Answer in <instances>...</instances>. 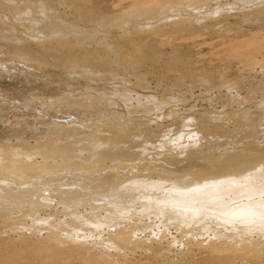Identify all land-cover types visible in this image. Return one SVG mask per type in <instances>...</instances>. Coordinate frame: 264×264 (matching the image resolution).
Segmentation results:
<instances>
[{
	"label": "bare ground",
	"instance_id": "6f19581e",
	"mask_svg": "<svg viewBox=\"0 0 264 264\" xmlns=\"http://www.w3.org/2000/svg\"><path fill=\"white\" fill-rule=\"evenodd\" d=\"M110 1L114 2L113 8L116 9V12H119V10L121 11L117 13L118 15L115 11L102 14V12H104L103 9L105 8H99L102 7L100 2L106 4ZM220 1L221 0H193L192 3H187V0H179V2L178 0H0V69L6 68L8 71L10 70L11 73L22 71L21 73H23V75L20 77L26 78L33 83L36 82V78L39 75L45 72L48 81L51 82L52 80L56 82L54 85L56 87L53 86L52 88H55L58 92L57 96H53L51 103L45 105L46 107H55L58 105L59 101L64 99V97H70L71 100L68 102L70 105L74 104V106L81 105L93 108L99 101H106L109 103L110 101L113 102V99H118V101L125 107L127 113L131 112V102H133L136 107H140L141 111L145 113L153 111L154 109L157 111V109L164 103L167 102L169 104V99L163 97L157 101L155 100L156 97L154 98L153 95H151L153 98L147 96V94L146 96L143 95L145 97H142V95H136L137 92L134 90L147 88L144 83L145 79L142 77L146 74L141 76L138 74L139 72L134 73L133 69L135 70L136 67L133 65L141 64L143 61L149 62L150 59H153L155 62L158 61L156 59H160V61L163 59V61H165L170 67L173 66L172 68L175 70L177 68L188 69V66L191 67L192 65V59H183L184 53L182 50L179 52L182 42H180V45L177 43L178 45L176 46L173 44H171V46L169 45V47H172L173 45L174 49L170 54L167 52V54H165L163 48L166 47L168 42L165 39H161V37L169 36L168 38L172 39V37H170L171 35H180L181 38L182 36L187 38L188 36L185 35L192 34L193 37L195 33L197 34L199 32H204L211 36L216 32L215 26L221 24L218 22L220 15H224L222 21L220 19V21L223 22L225 20L224 17L229 14L232 9L241 10L242 18H240L241 20L243 19L242 21L246 20L248 23L247 25L251 23L250 25L254 26L255 24V27L264 26V0H231L229 3H227L228 1L226 3H221ZM211 3H215L216 5L211 7ZM96 5H100L98 8L101 10L99 11L103 10L101 14L97 11L98 8H96ZM112 6L113 5H111V7ZM103 7H106V5ZM117 8L120 9L117 11ZM233 12L234 11L232 10L231 14ZM237 13H239V11ZM232 15L237 18V21L240 20V18L236 17L237 14ZM232 15L229 16L231 17ZM215 18H217V21ZM133 19H137L135 23H132ZM227 19H229L228 15ZM151 20L154 22L150 23L149 21ZM241 20L238 22H241ZM200 21L205 23L199 24ZM225 22H228V20H225ZM233 23L231 25H233ZM225 25L226 23L223 26ZM145 29H147L149 33H145ZM111 31L116 34L109 35L108 33ZM236 32L235 34H237ZM135 36L142 37V40L143 38L145 40L143 42L140 40L135 42L133 39ZM258 37L255 35L248 41L242 39L245 43V50H243L244 52L241 51V53L243 52L244 55L237 54V56H235V54V59H242L244 62H249V60L252 59L251 62L264 66V56L259 60L254 57L255 53L259 54L258 52H262V49H264V37L261 36V39ZM174 38L175 37H173V39ZM189 43H191V41ZM184 44L186 45L185 42ZM191 45L194 46L193 43ZM234 46L236 47L234 48L237 49L239 44ZM169 47L167 45L168 49ZM185 48L186 47H184V49ZM186 49L188 50V47ZM187 52L185 51L186 55H188ZM78 53L81 55L78 56ZM189 53H191V51ZM189 60L191 62H189ZM242 61H238V63ZM190 67L188 70L193 69V67ZM206 68L208 69V67ZM206 68L205 70H207ZM200 69H202V67ZM200 69L199 72L195 70L197 72H194L196 75L192 76L194 79H192L193 81L189 79L194 86L197 84L199 87L204 86L209 88V86H213L215 83H217V85H224L227 83L225 80L226 78H223V72L221 74L223 75L221 76L222 78L219 77L220 75H216L217 77L215 76L216 78L219 77L216 82V79H214L215 77L213 78L214 74L213 76L201 75L203 73L197 75V73L202 72ZM217 69H219V67L216 68V70ZM179 71H181V69ZM188 73L190 72H187V74ZM180 76H177L176 78L172 77V80L176 79V81H178L181 79ZM6 77L7 76L4 77V75L0 76V82L3 81L10 83L12 85L11 88L19 86L30 90V87H32L38 91L40 96L43 94H41L40 88H38L36 84L25 87L21 82L19 84L14 82L15 80H21V78H15L13 81L8 78V80L10 79L8 81ZM127 77H132V84L129 83ZM83 78H85L87 83L92 86L87 83L83 84V86H81L82 88L75 90L73 94L69 95L67 92L68 86L75 80ZM188 78H190L189 75ZM237 78L239 77L237 76ZM57 79L60 81H56ZM223 79L225 83L222 82ZM235 80L236 78L231 80V82ZM191 81H188V83ZM177 83L179 84V81ZM251 84H248V86ZM242 85L244 86V84ZM7 86L9 88L10 85L7 84ZM243 86H240V81L237 79L231 87H238L239 89V87L241 88ZM227 87L230 86H226V88ZM231 87L227 89H234H231ZM62 88V97L59 98V91ZM250 88L252 87L250 86ZM83 89L85 91H81ZM246 89L248 90V87ZM178 94L180 96L183 93L179 91ZM160 95L164 94L160 93ZM225 95H227V93ZM156 96L158 95L156 94ZM237 96L233 98L237 99L235 100L236 102L240 101L239 99L242 98L238 99ZM227 98L224 97L223 99L227 100ZM243 98L245 97L243 96ZM243 98L241 101L245 102L246 100H243ZM63 102V104H66L68 107L70 106L65 100ZM240 104H242V102ZM136 107L135 109H137ZM258 111L259 110L250 111L249 109L238 111L237 109L238 113H235L236 116L230 118V115L228 114H225L228 115V118L227 116L224 118L222 116L210 117L209 114L207 117L205 114L206 118L204 120H200L201 118L199 117L196 122H193L191 118L190 120L188 118L189 123L185 124L183 123L185 119H183V121L181 119V122L179 121V118L178 122L175 123L177 127L182 128L184 126H189L187 129L190 128V130L186 129V142L189 139V142L185 144L186 146L183 145V143H179L181 138H169L164 142L165 135H162L163 137L159 136L154 140L153 137L155 135H151L154 131H150L145 125L141 127L142 132H140L139 135L132 136L126 140H119L114 137L93 140L94 142L92 143L76 148V154L72 153L73 150L69 151V149L60 146H49L44 148V150L32 148L28 152L29 156L24 158L18 156L7 158L6 161L0 164V181L14 182L16 186L20 187V185L27 182L31 176L35 174L44 175L47 171L57 173V177L68 171L74 173L80 167H83V170H86L88 167L91 168V172H98L95 167L97 165L100 167L101 164H103L102 162L109 158H111L112 161H117L118 158H123L122 161L126 162L139 161L141 164L148 166V163H146L147 159L144 156L147 148L144 144H147L148 142L152 143L151 148L158 151L154 158L169 157L171 160L170 162L173 163V161L184 152L186 147H188L187 149H197L199 147L204 148L205 146H210L208 150L215 152L218 149V143L224 141L226 144L225 148L218 151V156H220L219 160L221 162L234 161L237 157H240L237 156L239 153L236 152L237 147L239 146H241V148H247L246 151H243L244 154L247 153L248 149L254 152H259V150H263L264 152V118L260 116V113H262L263 110L260 109V113ZM170 114L174 116L175 112L173 113V111H171ZM232 119H234L233 121H237L236 123L234 122L236 125L237 123H240L238 120L245 123L241 126L238 125V128L240 127L239 130L236 126V130L234 128V131L227 132L223 129L225 126L224 124L226 123L228 125L229 121L232 123ZM46 121L50 120H42V125H39L37 129L45 130L44 123H46ZM9 128L11 129V127ZM65 128L67 127L61 129ZM119 129H121L120 126H115L114 128L107 127V131L112 135H116V132ZM47 134H49V132L45 133V136ZM207 135H210V137H207ZM153 140L154 142H152ZM76 144L77 142L71 144V149L75 147ZM136 145L137 148H142L141 151L134 150ZM165 145L166 149H162ZM84 151L88 153L87 158L82 157ZM0 155L3 156L4 151H0ZM112 155L115 157L112 158ZM34 157H40L43 161L31 163L30 160ZM137 158H140V160ZM257 162H259L257 165L251 166L250 162L245 161L238 166H235L233 169L221 170L222 172H214V170L211 169L201 168L200 170H197L198 172H187L183 175H177L173 170L157 168L155 165H152L149 166L152 168L142 169L147 170L145 172H131L124 176H119L120 180H117L108 189L90 190L84 194L80 192L71 194L65 192L54 193V196H56L59 201L58 203L61 204L71 217V223L69 222L70 225L68 224L67 231H63V234H61V230L57 231L60 232L61 238L56 241L59 244H67L66 242H69L73 243L74 246L76 245V247H82L84 245L85 248H89L91 246L90 244H81L80 241L76 240L77 236L75 238L71 236V232L75 227V231L78 229V226L85 228L92 227L91 229L98 227L101 228V226H106V228L116 227L117 229L115 230V234L111 237V240L108 242H106L105 239L103 240L107 244V248L105 247V249L120 251L121 246L128 245L131 241L129 240V233H131L129 231V226L125 229L122 225L129 222L128 220L131 218L129 216L132 212L145 219L147 217L155 216V218H158L159 223L164 224L165 226L174 225V228L182 231V233L184 232V235H192L190 232L195 230L197 233H211L216 240H220L224 237L231 238L234 243L242 242L244 237L251 238L252 234L258 235L259 238L264 239V198H260V196H264V162H260L259 160ZM115 163L116 162L112 164L114 165ZM152 171L154 174L151 173ZM152 175L155 177H152ZM13 195L15 197L13 202L16 203L13 207L17 209L25 208L23 204L18 203V199H24L26 202L24 204L30 206V211L27 216L30 217L31 224L28 227V230L33 237L29 240L21 241L19 244L17 243L18 246L12 250L10 255L7 256L5 254L6 256L0 257L2 258L0 262H13V260L22 254V251L24 250H26L27 254H35L37 256H44L45 258L51 257V260L52 257L53 259L54 257L56 258V256L58 257L59 250H54L51 244L53 240L52 235L55 231L53 234L48 232V237H46V239H40L38 238L40 236H37L42 225H46L45 222L40 220L41 218L38 216V213L44 210L42 208L47 206V202L39 199H31L29 196L23 197V195L18 193H14ZM256 196L258 199L254 200V197ZM243 198L246 199V202L241 201ZM79 207L86 208V212H83L85 214H78L79 211L77 212V208ZM99 212H102L103 216L99 215L92 217V214H99ZM20 213L23 214L24 212L20 211ZM50 226L49 228L53 227ZM45 228H47V226ZM100 228L98 231H100ZM42 229L40 234L42 233ZM50 230L51 229L47 231ZM90 230L88 231L89 233ZM82 231L81 232L84 234L85 230ZM92 232L93 231H91V233ZM96 232L97 231H95L94 234ZM112 233L111 230V234ZM133 233L135 234V232H132L130 235L132 236ZM99 235L100 233L97 237H99ZM91 237L89 239H91ZM86 238L87 237H85V239ZM104 238L106 237L104 236ZM108 239L110 238L108 237ZM82 240L84 242V239ZM87 240L88 238L86 241ZM91 241L90 243H92ZM101 241L98 240L97 243ZM96 244L95 246H91L93 248H90L96 249ZM101 245H99V247ZM103 246H105V244ZM243 246L246 245L243 244ZM243 246H241L240 249ZM124 248H122L123 251ZM230 248L231 247H228V249ZM100 249L104 250L103 247H100ZM107 250L105 252L106 254H108ZM123 251L120 252L123 253ZM94 254L93 259L97 256V254L96 256ZM106 254L103 256L99 251L100 256L96 257L94 260H88V257L86 256L87 259L81 262H83L82 264H84V262H86V264H108L107 261L111 260L106 257ZM116 254L118 255V252ZM82 255L84 257V255L89 254H85L84 252ZM121 255L126 256L125 254H120V257ZM83 257L82 259H85ZM89 259H91V257H89Z\"/></svg>",
	"mask_w": 264,
	"mask_h": 264
},
{
	"label": "rangeland",
	"instance_id": "374dc122",
	"mask_svg": "<svg viewBox=\"0 0 264 264\" xmlns=\"http://www.w3.org/2000/svg\"><path fill=\"white\" fill-rule=\"evenodd\" d=\"M229 1L231 2V0H221L220 2L229 3ZM192 2L193 0L192 1L187 0V3H192ZM108 3L110 6L108 5ZM108 3L103 4L100 2L102 7H99L100 5L99 6L96 5V8L99 7L101 9L103 8L105 9H103L104 12H102L103 10L99 11L101 10L99 8L97 9V11H99L100 14L101 12L102 14L104 13L107 14L109 12H114V11L116 12V9L113 8L114 2L110 1ZM105 5L106 7H103ZM111 5L113 6L111 7ZM215 5H216L215 3H211V7ZM119 9L120 8H117V11ZM232 10L235 12V13L233 12L232 14H235V15L237 14L236 17L240 18L242 16V13L240 12L241 10H238V9L237 10L232 9ZM231 11L229 12V14H227L229 19H227V15L225 16L226 18L224 17V19L226 21L228 20V22H225V20L221 22L222 17L224 15L223 16L220 15L218 22L221 24H217L218 26L216 25L218 28L215 26L216 29L215 28L214 29L216 32L214 31L215 33L212 34L211 36L209 34H205L204 32H201V33L199 32L197 34L195 33L193 37H192V34H189L190 36L188 34L187 35L182 34V35L188 36L187 38H184L183 36L181 38V36L179 35L180 39L178 35H177L178 38L177 36L171 35L170 37H172V39L168 38L169 36L168 37L166 36L167 38L161 37V39H165L168 42L167 43L168 47L169 45L171 46V44L176 46L178 45L177 43H179L180 45L181 44L180 42H182V46L183 45L184 46L182 47L180 45L181 49L179 48V52L182 50V52L184 53V54L181 53L183 54V59L185 60H188L189 58L190 60L192 59L191 67H193L192 69L193 72L192 70H188L190 66H188V69L185 68L186 70L184 68H179V69L177 68L178 70L177 69L175 70L174 68H172L173 66L170 67L165 61H163V59H161V61L160 59H156L158 60L156 62L153 59H150V60L148 59L149 62L146 60L147 62L143 61L141 62V64L133 65L134 67H136L135 70L133 69L134 73L139 72L138 74L141 76L143 74H146L145 75L146 77L144 75L142 77L143 79H145L144 83L147 88H144L142 90H138V89L134 90L135 92H137L136 95H142V97H145L147 94V96H150L152 98L153 96L154 98L156 97L155 100L157 101H159L163 97L169 99V104L167 102H166L167 104L164 103L163 105L160 106L161 108L159 107L160 109L159 108L157 109V111L154 109L153 111L145 113L141 111L140 107H136L135 104L131 102L132 103L131 108H130L131 112L127 113L125 107L122 105L121 102L118 101V99H113V102L110 101L109 103H107L106 101L104 102L97 101L98 103L94 105L93 108H89L88 106H81V105L74 106V104L70 105L68 102L69 100H71L70 97L68 98L64 97V99L59 101L58 105L55 107H52V106L46 107L45 105L50 104L53 99V96H57L58 92L55 90V88L54 89L52 88L56 84V82L52 80L51 82L48 81L47 75L45 72L39 75L36 78V82L33 83L26 78L20 77L23 75V73H21L22 71L11 73L10 70L8 71V69L6 68H1L0 74H2L3 72L2 75H4V77L7 76L6 77L7 80L8 78H10L13 81V79L15 78L16 79L21 78V80L19 81L15 80L14 82L16 84H19L21 82L22 85H25V87L33 86L36 84L37 87L40 88L41 94L42 93L43 94L40 96L38 94V91H36V89H33L32 87H30L31 88L30 90L26 88H21L19 86L18 87L15 86L11 88L12 85L10 83H6L3 81L0 82V109H1L0 117L3 116L0 119V128H1L0 130V151H4V155L3 156L0 155V164L6 161L7 158H14L16 156L24 158L26 156H29L28 152L32 148L44 150V148L49 147V146L51 147L60 146V147H65L69 149V151L73 150L72 153L76 154L77 153L76 148L92 143L94 142L93 140H98L101 138H112V137L118 138L119 140H123V139L126 140L127 138H130L132 136L139 135V133L142 132L141 127L145 125L149 128L150 131H154L151 133V135H155L153 137L154 140L159 136L163 137L162 135H165L164 142H166L169 138H172V139L181 138L179 140V143H183V145H185L189 142V139L186 142L187 138L185 134L187 130H190V128L187 129L189 126L187 127L184 126L182 128L177 127L175 123L178 122L179 118H180L179 121H181V119L182 121L183 119H185V121H183L184 124L189 123L190 118L191 120H193V122H196L199 119V117L201 118L200 120H204L206 118V115L208 117V114L210 117L222 116L223 118L226 116L228 118V115H230L229 116L230 118V117L236 116L235 113L236 114L238 113L237 109L238 111L248 110V109L250 111L259 110L258 111L259 113L261 112L260 111L261 109L263 111L262 113H260V116L264 118V113H263L264 112V101H263L264 100V81H263L264 66L260 64L257 65L255 64V62L254 63L251 62L252 59L249 60L250 64L249 62L242 61V59L241 60L235 59V56H237V54L244 55L243 54L244 52L243 50H245L244 41H248L252 39V37H254L255 35L257 37L260 36L258 37L260 39H261V36L264 37V30H263L264 26L255 27L256 25L254 24V26L253 25L251 26L250 25L251 23L247 25L248 23L246 20H244L246 22L242 21L243 19L241 20L242 17L240 18L241 22H238L240 20L237 21V18H235V16L231 14ZM236 11L237 12L239 11V13H237ZM119 12L121 11L119 10ZM119 12H116V14ZM229 15H232V16L230 17ZM217 18H215L216 21H217ZM136 20L133 19L134 22L132 21V23H135ZM149 22L151 23L154 21L151 20ZM224 22L226 23V25L228 24L227 26L225 25L226 27L223 26L225 24ZM201 23L202 22L200 21L199 24ZM204 23L205 22H203L202 24ZM232 23L233 25H231ZM232 26H235V27H232ZM233 28L235 29V31ZM145 30H144L145 33H149L147 29ZM235 32L237 34H235ZM108 34L115 35L116 33L111 31ZM173 37L175 38L173 39ZM133 39L135 42L139 40L143 42L145 40L144 38L142 40V37H138V36L133 37ZM190 41L191 43H189ZM184 42L186 43V45L184 44ZM192 43L194 44V46L191 45ZM236 44L237 45L239 44L237 49H235L236 47L234 46ZM167 45L166 47L163 48V52H165V54L167 53L170 54V52L174 49V46L172 45V47H169L168 49ZM184 47L186 48L188 47V50L186 48L184 49ZM184 50L186 52L188 51L187 52L188 55H186ZM189 50L191 51V53H189L190 52ZM241 51L243 52L241 53ZM258 53L259 54L255 53L256 56L254 54V57H256V59L259 60L260 58H262V56H264V49H262V52L260 51ZM79 55L81 54L78 53V56ZM190 60L189 62H191ZM238 61H242L243 63L242 62L238 63ZM204 62L205 64L206 63L207 64L205 65ZM246 64L249 66H247ZM203 66L205 68L208 67V69L206 68L207 70H205ZM201 67L202 69H200ZM218 67L219 69L216 70V68ZM180 69L181 71H179ZM199 69L202 72L197 73V75H200L201 73H203L201 75L213 76L214 74L213 78L216 75L217 76L220 75L219 77L222 78L221 76L224 75L223 78L224 79L226 78L225 80L227 81V83L224 85H217V83H215V85L213 84V86H209V88L204 87V86L199 87V85L197 86V84L196 86H194L192 83V81L194 80L192 76L196 75L194 74V72L195 73L197 71L199 72ZM244 71H246L247 73ZM187 72H190V73L187 74ZM222 72H223V75H221ZM14 73H17V74H14ZM176 75L177 76L181 75L180 77L182 80L181 79L178 80L179 84L177 83L178 81H176V79L172 80V77L173 78L177 77ZM188 75L190 78H188ZM237 76L241 80L237 78ZM216 77L214 79H216V82H217V79H219V77L218 78ZM235 78L236 80L238 79L240 81V86H243L242 84H244V86L241 88L239 87V89L238 87H236L237 91H236V88L231 87L232 84L236 81L235 80L231 82V80H234ZM127 79L129 83L131 84L133 83L132 77H127ZM189 79L191 80L193 79V80L191 81ZM224 79L223 81L222 80L220 81L225 83ZM56 81L59 82L60 80L57 79ZM174 81H175V85H174ZM188 81H191V82L188 83ZM86 83L87 81L85 78L80 79V80H75L68 86L67 88L68 94L69 95L73 94L75 90L82 88L81 86H83V84H86ZM7 84L10 85L9 88ZM248 84H251V85L248 86ZM225 85L230 86L231 89L234 88L235 92H234V89L232 90L227 89L230 87L226 88ZM250 86L253 89L250 88ZM247 87H248V90L246 89ZM259 87L261 90L259 89ZM62 90L63 88L60 89L59 91V94H60L59 98L62 97ZM81 91H85V90L83 89ZM179 91L183 93L181 95L184 97H182L181 95L179 96L178 94ZM248 92H250L251 94L250 93H249L250 95L247 94ZM160 93L164 95H160ZM226 93L227 95H225ZM156 94L158 96H156ZM235 96H237L238 99L241 97L243 98L244 96L245 98H243V100H246V101L245 102L241 101L242 100L241 98L239 99L240 101L236 102L235 100L237 99L236 98L233 99ZM224 97L225 98L228 97L227 100L223 99ZM64 100L68 103V105H70L69 107L66 104H63ZM241 102L242 104H240ZM135 107L137 109H135ZM171 111H173V113L175 112L174 116L170 114ZM225 114H228V115H225ZM181 117H184V118H181ZM42 120H50V121H46V123H44L45 130H38L37 127L39 125H42ZM233 120L234 119H232V121ZM238 121L242 124L237 123L236 125L235 123L237 121H233L232 122L234 124V127H233V124L231 123V121H229L228 125L226 123L224 124L225 126L223 127V129L227 132L232 131V130L234 131V128L236 126L238 128V125L241 126V125H244L243 123H245L241 120H238ZM115 126L116 127L120 126L121 129H119L116 132V135H112L111 133L107 131V127L114 128ZM9 127H11V129ZM64 127H67L65 128L67 130L61 129ZM237 128H235V130ZM239 129L240 127L238 128V130ZM48 132L49 134L45 136V133H48ZM40 133H43V134H40ZM207 137H210V135H207ZM154 140L152 142H154ZM75 142H77L76 146L71 149V144ZM151 144L152 143L150 142H148L147 144H144V146L147 147L144 153V156L147 159L146 163H148V166L145 164H141L139 161L126 162V161H122L123 158H118L117 161H112V159L109 158L106 161L102 162L103 164H101L100 167H98V165L95 167L96 171L98 170V172H91L92 171L91 168H88V167L86 168V170H83V167H80L74 173L68 171L67 172L68 174L64 173V174H61V176L57 177L58 176L57 173H52V172L47 171L44 175L35 174L31 176L27 180V182H24L22 185H20V187L16 186L14 182H1L0 181V257L10 255V253H12V250L15 247H17L21 241L29 240L30 238L33 237L30 234V231L28 230V227L31 224L30 217L27 216L28 212L30 211V206L24 204L26 203L24 199H18L19 200L18 203L23 204L25 208H21L23 209L21 210V209H17L13 207V205L16 204L15 202H13L15 198L13 195L14 193L21 194L23 195V197L29 196L31 199H39V200L47 202V206H44L42 208L44 210L38 213V216L41 218V219L40 218L38 219L42 220V222H45L46 225L45 226L42 225L41 229L44 226V228L42 229V233L40 234L41 232V229H40V232L38 233L37 236H40L38 237L40 239H43V238L46 239V237H48V232L53 234V232L55 231L54 232L55 238L53 234L52 235L53 240L51 239L52 240L51 244L54 250L56 251L59 250L58 257L56 256V258L54 257V259L52 257V260H51V257L45 258L44 256H37L35 254L31 255L29 253L27 254L26 250H24L22 251V254H20L18 257H16V259L13 260V262L7 263L3 261V262H0V264H18V263H21V264H82L83 262L81 261L86 260L87 259L86 256L88 257V260H94L96 257L100 256L99 251L101 255L105 256L104 254H106L105 252L107 250L105 249L107 245L106 242L111 240V237L113 236V234H115V230L117 229L116 227H111L112 228L111 229L110 227L106 228V226H101V228L100 227L93 228L94 230L91 229L92 227H89V228L86 227L87 228L86 230L85 227L78 226L77 227L78 229H76V231H75L76 227L73 229L74 231L72 230L71 236H73L74 238L77 236L76 240L80 241L81 244L87 243V244H90L91 246L92 245L95 246L98 240L99 241L102 240L103 242L106 241L104 243L105 246H103L104 244H102L103 243L102 241L97 243L96 249H91L93 248L91 246H90L91 248L90 247L85 248L84 245L82 246L84 248H82L81 246L76 247V245L74 246L73 243H69V242H66L67 244L57 243L59 238H61L60 232H57V231L61 230L62 232L61 234L66 232L68 229L67 228L68 224L71 221V217L69 213L61 206V204L58 203L59 201L57 197L54 196V193L65 192V193L71 194V193L80 192L84 194V193L89 192L90 190L108 189L117 180H120L119 176H124L125 174L131 173V172L133 173L134 172L141 173L143 171L145 172L147 170H142V169L152 168V167H149L152 165H155V167L157 168L173 170L175 174L177 175H183L184 173H187V172H194V171L196 172L197 170H200L201 168L211 169V170H214V172H219V171L222 172L225 169H233L235 168V166H238L240 163L245 162V161L250 162L251 166L257 165L259 163L257 162L258 160L260 162H264L263 150H259V152H254L248 149L247 153L244 154L243 151H246L247 148L246 147L241 148V146L237 147V150H236V152L239 153L237 154V156H240V157H237L234 161L221 162L219 160L220 156H218L219 155L218 151L221 150L222 148L224 149L226 146L224 141H222L218 143V149L215 152H212V150L211 151L208 150L210 146H205L204 148L199 147L197 149H194V148L187 149L188 147H186L184 152H182L179 157H177L174 161L172 160L173 161L172 163L170 162L171 160L169 157L154 158V156H156V153L158 151H156V149L151 148L152 146ZM141 149L142 148L140 147L137 148V145L134 148L135 151H141ZM162 149H166V145L162 147ZM87 156H88V153L84 151L82 153V157L87 158ZM113 157L115 156L112 155V158ZM137 159L140 160V158H137ZM41 161L43 160H41L40 157H34L32 158V160H30L31 163L41 162ZM114 162L116 163L113 165L112 163ZM151 173L154 174L153 171ZM152 177H155V176L152 175ZM260 198L263 199L264 196H260ZM256 199H258L257 196L254 197V200ZM241 201L246 202V199L243 198V200ZM79 208H77V212L79 211L78 214L80 215L85 214L83 212H86V208L81 207L80 208L81 211ZM20 211H23L24 213L21 214ZM92 215H93L92 217L99 216V215L103 216V213L99 212V214L97 213L95 215L94 214ZM129 217H131L128 220L129 222H127V224H123L124 226L122 225V227L127 229V227L129 226L130 230L129 229L128 230L131 232L129 233V240L131 241L128 243V245L120 247L121 248L120 251H123L122 248L125 247L123 253L120 251H116V250H114L115 251L114 252L112 251L113 249L107 250L108 254H106L107 255L106 257L109 260H111V261H107L108 264H112V263L113 264L114 263L115 264H264V239L259 238L258 235L252 234L251 238L244 237L242 239V242L234 243L231 238L224 237L220 240H216V238L213 237L211 233H203V232L197 233L195 230H192V232H190L192 233V235L194 232L193 237L191 234L184 235V232L182 233V231L176 230V228H174V225L165 226L164 224L159 223L158 218H155V216L147 217L145 219L144 217L143 218L141 216L139 217V215L132 212ZM62 223L63 224L67 223V224L63 225ZM50 225L53 227H51ZM59 225L62 227H60ZM46 226L47 228H45ZM49 226L51 228H49ZM64 226H65V229H64ZM99 228H100V231H98ZM49 229L51 230L47 231ZM131 229H133L134 231ZM82 230H85V232H88L90 230V233L84 232L83 234ZM111 230L113 232L112 234H111ZM91 231L93 232L91 233ZM95 231H97L96 232L97 234L96 233L94 234ZM98 232L100 233L99 237H97L99 234ZM132 232H135V234L133 233V235L131 236L130 234H132ZM178 232H181L183 235ZM104 236L107 238V240L106 238H104ZM85 237L88 238L87 240L88 242L86 241L87 238L85 239ZM90 237L91 239H89ZM108 237L110 239H108ZM82 239H84V242ZM103 239H105V241ZM90 241L92 243H90ZM98 244L101 245L100 247L101 248L103 247L105 251L101 250ZM243 244L246 246H243ZM241 246L243 247L240 249ZM228 247H231V248L228 249ZM84 252L85 254H89V255H84L83 257L82 254H84ZM117 252L119 256L116 254ZM92 253L93 254L95 253L94 254L95 256L97 254V256L94 259H93ZM119 253L125 254L126 256L121 255L120 257ZM82 257L85 259H82ZM89 257H91V259H89ZM0 260H2V258H0ZM84 264H86V262H84Z\"/></svg>",
	"mask_w": 264,
	"mask_h": 264
}]
</instances>
